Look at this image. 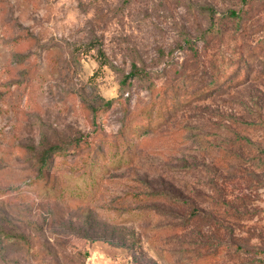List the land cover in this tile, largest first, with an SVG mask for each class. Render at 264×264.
I'll use <instances>...</instances> for the list:
<instances>
[{
    "label": "rangeland",
    "instance_id": "rangeland-1",
    "mask_svg": "<svg viewBox=\"0 0 264 264\" xmlns=\"http://www.w3.org/2000/svg\"><path fill=\"white\" fill-rule=\"evenodd\" d=\"M153 94L132 163L84 145L38 172ZM0 264H264V0H0Z\"/></svg>",
    "mask_w": 264,
    "mask_h": 264
},
{
    "label": "trees",
    "instance_id": "trees-1",
    "mask_svg": "<svg viewBox=\"0 0 264 264\" xmlns=\"http://www.w3.org/2000/svg\"><path fill=\"white\" fill-rule=\"evenodd\" d=\"M245 1V0H244ZM206 11L213 16L214 10L207 8ZM226 15L232 18H239L240 13L235 10H230ZM190 49L194 54H197L196 49L190 45ZM98 55L101 59L105 58V55L100 47L97 49ZM134 69L129 72L128 75L124 76V81L131 76L138 75V68L136 65ZM228 83L221 81L219 84L214 85V88L225 87ZM99 106H92L91 111L93 112L94 118H97L103 114L108 106H110L112 100H102ZM170 104L167 102V98L164 94L157 95L153 94L149 102L141 107L137 113L142 118V121H133L129 118L118 130V133L113 138H104L98 131V123H95L93 130L94 133L101 136L99 140L102 141V147H98L89 140V136L81 135L64 144H51L44 147L37 156V170L41 174L46 170L50 171L52 164V158L54 156L64 155L68 152H77L83 148L84 145H91L93 152L89 154L90 164H96L100 157H106L110 155V164H130L134 161L136 156V146L132 143V139L140 138L145 133L155 130L156 123L164 118V113L168 110ZM94 122V121H93ZM144 140V139H143ZM151 195L153 197L170 198L165 191L154 192ZM7 227V225H5Z\"/></svg>",
    "mask_w": 264,
    "mask_h": 264
}]
</instances>
